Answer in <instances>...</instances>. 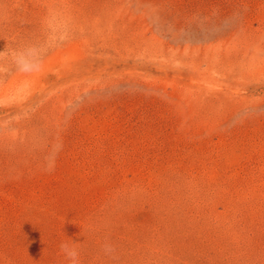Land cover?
Instances as JSON below:
<instances>
[{
	"label": "rangeland",
	"instance_id": "obj_1",
	"mask_svg": "<svg viewBox=\"0 0 264 264\" xmlns=\"http://www.w3.org/2000/svg\"><path fill=\"white\" fill-rule=\"evenodd\" d=\"M70 239L264 264V0H0V264Z\"/></svg>",
	"mask_w": 264,
	"mask_h": 264
},
{
	"label": "clouds",
	"instance_id": "obj_2",
	"mask_svg": "<svg viewBox=\"0 0 264 264\" xmlns=\"http://www.w3.org/2000/svg\"><path fill=\"white\" fill-rule=\"evenodd\" d=\"M71 239L69 241H62L59 245L60 252L63 254L67 264H79V250ZM110 247L105 245V251H110Z\"/></svg>",
	"mask_w": 264,
	"mask_h": 264
}]
</instances>
